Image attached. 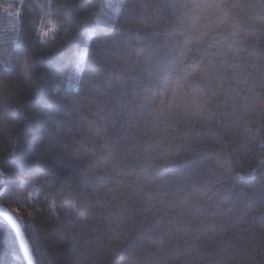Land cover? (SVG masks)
<instances>
[{
	"label": "snow or ice",
	"instance_id": "1",
	"mask_svg": "<svg viewBox=\"0 0 264 264\" xmlns=\"http://www.w3.org/2000/svg\"><path fill=\"white\" fill-rule=\"evenodd\" d=\"M41 7L58 22L40 36L51 32L54 39L62 33L71 45L60 54L63 66L49 62L43 74L54 84L68 75L78 85V95L47 109V139L62 143L67 151L62 136L72 131L73 123L81 125L78 132L85 139L76 149L80 163L70 170L50 163L57 156L63 159L59 152L37 150L26 164L17 161L18 141L8 137L12 151L0 154V201L17 207L12 210L15 216L0 207V227L12 235L24 256L32 260L28 240L42 256L45 251L34 220L48 209L29 204L27 219L20 212L27 203L20 189L33 180L67 199L72 214L81 218L79 230L69 233L77 257L73 264H93L94 256L106 254L100 231L105 226L111 233L107 251L115 254L128 240L137 214L146 225V230L137 228L140 245L155 247L156 264H168L169 257L177 264L181 249L199 256L200 249L189 253L180 243L188 244L193 232L215 242L221 252L234 250L230 254L237 264L244 259L241 253L250 250L264 256V0H165L154 5L159 15L147 18V5L120 0L106 5L110 12L105 23L101 27L97 21L95 28L92 0H47ZM121 9L130 14L127 22L124 13L117 17ZM3 11L9 17L21 16L20 9ZM94 35L93 43L102 47L89 73L93 56L88 40ZM16 60L19 73L35 84L30 73L36 58L25 49ZM61 88L56 85L58 93ZM85 104L97 119L85 122L79 115ZM22 107L17 102L0 111L5 131L8 124L16 129L27 123ZM57 114L56 130L47 132ZM246 161L252 162L250 173L259 170L260 183L235 192ZM12 164L17 175L10 185ZM213 176L223 185L215 202L208 195L209 185L215 187ZM247 209L259 210L258 223ZM89 223L100 227L89 231ZM69 226L75 229L71 220ZM253 226L259 230V249L251 247L257 232H252V240L239 235ZM229 232L235 239H226ZM215 264H226L219 253Z\"/></svg>",
	"mask_w": 264,
	"mask_h": 264
},
{
	"label": "trees",
	"instance_id": "2",
	"mask_svg": "<svg viewBox=\"0 0 264 264\" xmlns=\"http://www.w3.org/2000/svg\"><path fill=\"white\" fill-rule=\"evenodd\" d=\"M62 2V0H61ZM95 7L91 9L92 24L91 28L97 27V21L99 26H103L105 23V14L110 12V9L106 5L111 3H119L120 0H92ZM127 2L133 5H147L148 7L143 11V15L147 17H154L159 15L154 5H163L165 0H127ZM47 0H0V111H2L5 105H14L17 102L23 105L21 112L27 117V123L20 127L13 129L11 124L7 125V131H5V122L0 119V154H6L12 151V146L8 143L9 136H15L17 144V161L26 164L32 159L34 153L39 150L45 153H51L55 155L57 152L62 153L63 159L59 156L50 163L59 164L61 168L67 167L70 170L77 167L80 163L77 158L80 153L76 152V149L80 147V141L84 140L85 137L81 136L78 132V128L81 125L73 123L72 131H65L62 136L63 144H67L68 150L64 151L62 143L53 140L49 143L46 135V120L48 119L47 109L53 104H60L62 101L67 103L65 97L78 95V85L72 81L68 75H65L62 81H58L54 84L47 75L43 73L46 71V65L49 62H58L63 66V61H59V57L64 49L70 48L68 45L67 38L62 33L53 34L50 32L49 37H41L40 33L43 30L50 29V23L58 22L57 17H49L44 13L47 11L46 8L41 6L46 5ZM11 6V7H10ZM4 8L10 10L20 9L21 16L18 18L9 17L7 13L3 11ZM163 11V9H161ZM121 13L124 10L121 9L117 13V17H121ZM85 15L88 13L85 12ZM140 14V9L137 8L136 15ZM129 13L123 14V19L127 22ZM13 21L15 23L13 24ZM87 29V30H91ZM86 30V31H87ZM87 39V38H86ZM46 41V43H42ZM96 40L94 35L88 40V48L92 51L93 59L89 62L88 71L92 72L99 56L100 48L102 44H94ZM27 49L31 56L36 58V68L34 72L30 73L32 78L35 80V84L29 83L18 71V64L16 60V54L23 52ZM87 63V56L85 57ZM62 85L59 93L57 92L56 85ZM72 89L68 91V89ZM70 110V105L68 106ZM58 119L53 121V127H48L47 132H54L55 124L59 122ZM80 116L85 118V122L92 119H97L93 115L92 111L89 110L87 104L84 109L79 113ZM76 120V117H73ZM76 142L75 144L73 142ZM187 159H191L190 157ZM177 163H182L177 161ZM174 165H166V167ZM252 166L251 161H246L244 167L241 170V178L236 181L235 192L241 190H251L254 185L260 183V172L257 170L256 173H250L249 167ZM17 175V168L15 164L11 165L9 173V184H13ZM33 179V178H29ZM42 180L43 178H37ZM127 179L134 180L135 177H127ZM215 187L212 184L209 187L212 191L208 193L210 197H213V202L216 200L217 189L223 187V185L217 180L215 176L211 177ZM231 181H229V187H231ZM21 193L27 200L26 204H22L20 212L21 215L27 219V211L31 210L28 208L29 204H36L40 208H47V211H42L36 215L34 220L35 228L38 230L37 235L41 241V246L44 248L43 256L33 249L31 240H28V247L32 254L33 264H73V261L77 257L71 251V231H78L81 225V218L76 217L72 214V206L67 199L62 198L59 193L53 195L47 186H42L40 182L33 180L27 188L21 187ZM226 195V194H225ZM67 196V192L64 193ZM55 205H60L55 207ZM0 205L8 209L12 215H16V212L12 210L17 207L16 203L5 204L0 201ZM203 207L204 205H200ZM211 211V209H209ZM227 211V208H225ZM255 217L256 222H259L260 212L257 209H247ZM58 215V219L56 216ZM0 217V221H2ZM75 223V229L70 228L69 221ZM135 227L129 225L132 231L128 233V240L123 241L119 249L115 254L108 252L110 231L105 226L100 229L103 232V244L101 247L104 249L106 254L99 257H93V264H156V249L152 245H140L139 236L140 231L137 228L146 230L144 217L137 214L134 218ZM192 224V228H196V224L192 220L188 221ZM95 226L99 228V225L88 224V230ZM179 228L185 227L184 222L179 223ZM173 228L177 227V224H172ZM252 232H257V239L253 240L251 245L254 249L260 248L259 230L256 227H251L250 230H240L239 235L242 238L252 240ZM100 235V232L97 233ZM191 239L188 244H184L181 241V245L185 249H188L189 253H192L196 249L201 250L199 256L193 257L192 254H185L184 250L180 251V260L177 264H215L217 259V253L224 258L226 264H237V258L234 256V250L230 249L229 252H221L216 243L212 240L205 239L203 237L197 238L196 234L190 233ZM27 236V234H26ZM232 236L229 232L226 235ZM235 239L234 236H232ZM135 245V247H133ZM173 248L177 245L173 243ZM127 248V251L124 249ZM264 250V249H261ZM244 257L243 261L239 264H264V256L259 255L256 251H249L247 253H241ZM83 259V257H80ZM168 264H172L173 257H169ZM0 264H26L21 248L18 244L13 243V237L11 234L5 232L0 227Z\"/></svg>",
	"mask_w": 264,
	"mask_h": 264
},
{
	"label": "water",
	"instance_id": "3",
	"mask_svg": "<svg viewBox=\"0 0 264 264\" xmlns=\"http://www.w3.org/2000/svg\"><path fill=\"white\" fill-rule=\"evenodd\" d=\"M0 207H2V206L0 205ZM10 214H11V213H10ZM13 216H14V215H13ZM21 252H22V256H23V258H24L26 264H33V261H32V260L29 261V260L27 259V257L24 256L22 249H21Z\"/></svg>",
	"mask_w": 264,
	"mask_h": 264
}]
</instances>
